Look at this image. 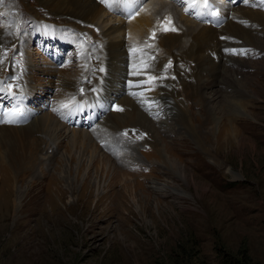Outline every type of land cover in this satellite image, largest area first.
I'll use <instances>...</instances> for the list:
<instances>
[{
  "label": "rangeland",
  "instance_id": "1",
  "mask_svg": "<svg viewBox=\"0 0 264 264\" xmlns=\"http://www.w3.org/2000/svg\"><path fill=\"white\" fill-rule=\"evenodd\" d=\"M209 1L240 4L238 19L217 32L212 29L215 33L208 37L190 39L189 57L164 44L171 37L163 31L151 43L145 38L143 43L151 47L142 52L143 67L132 64L130 58L136 56L125 50L124 61L119 58L120 83H115L107 55L97 60L82 49H88L92 38L104 41L97 20L82 23L52 13L41 0H0V126L26 125L45 113L72 128L56 130L54 137L42 130L15 140L12 149L24 146L19 157L0 138V264H225L222 250L239 257L240 249L254 264H264V3ZM150 3L142 0L137 13ZM178 3V9L185 6ZM188 10V17L203 23ZM117 14L108 15L121 22L123 16ZM244 14H249L247 21ZM163 16L170 21L167 27H175L168 32H176L178 17L155 16L160 25ZM215 16L221 21L222 11ZM240 25L252 29L253 43ZM192 26H186L189 33ZM219 32L248 47H238L235 59L219 65L217 81L212 46L223 39ZM62 36L71 42L63 43ZM208 38L212 45L206 44ZM216 47L225 53L224 46ZM104 49L110 51L106 43ZM196 51L199 61L190 56ZM63 78L75 80L72 92ZM106 79L120 94L105 89ZM212 81L213 95L202 88ZM29 85L35 92L25 102L30 109L26 115L21 104ZM158 91L168 101L161 110ZM128 95L151 118L150 128L122 126L132 113ZM207 96L219 99L221 112L207 109L202 101ZM167 106L176 121L155 122L166 115ZM12 109L20 111L16 118L5 114ZM127 112L119 126L110 119ZM72 132H77L76 144ZM56 138L59 144L52 142ZM158 145L167 146L182 164L188 183L164 165ZM92 150L98 153L89 161Z\"/></svg>",
  "mask_w": 264,
  "mask_h": 264
},
{
  "label": "bare ground",
  "instance_id": "2",
  "mask_svg": "<svg viewBox=\"0 0 264 264\" xmlns=\"http://www.w3.org/2000/svg\"><path fill=\"white\" fill-rule=\"evenodd\" d=\"M172 1H170V0H151V3L148 6L144 7L141 12H138L131 21L129 20L130 22H125L126 20L124 18H122L121 19V22H120V20L114 19L113 16L110 17L109 16L110 14H115V12H116L115 8L113 7L114 8V11H112L111 9L102 6V4L98 0H41V4L43 6H45V7H47V9L49 11H51L52 13L65 14V15L69 16L72 20H76V21H79V22H82V23L83 22L96 23L98 21V24L100 25V27L102 29V36L104 38V41H105L106 45L108 46V49L110 50L109 52H106L107 50L105 51V56L107 55L106 56V59H107L106 60V65L110 68L109 77H110L111 80H114L115 83L116 82L117 83H120V77H121V74H122V63L121 64H119V63L124 61V56L126 55L125 50L126 51L129 50L128 52H130V54H135V56H136L135 57V60L133 58H130L131 61H132V64L136 65L137 67H139V66L143 67V64H144L143 59L144 58H143L142 52L144 50H146V47H151L146 42H144L145 43L144 44L143 41L149 35L150 30L156 24H158L159 21H160V19L157 20L155 18V16H158V15H161L162 16L163 13H171L173 15V17H178V18H181L182 19L183 24L181 23V20H179L178 18H174V21H175L174 23L178 24V25H176V32H168V31L165 32V31H163L164 33H167V35L165 37H169V38L171 37L169 39L171 41L167 40V38L164 39L163 41H164V44L165 43L170 44V46H169L170 48H173V46L176 47L177 48L176 49L177 50L176 51L177 54H179V52H180L185 57H189V55L186 54V51H187L186 48L188 47V43H189L190 39H193V38L196 39V38H199V37H203V38L204 37H208V33H210V32L212 34L215 33V32L214 33L212 32V29L214 31H216L222 25H224L225 23H226L225 24V27L227 28L228 25L235 20V18L238 19L237 17H238V15H240V12H238V11H239V9H241V7H239L240 4H234L233 5L230 1L228 3L221 1V3L218 2L216 5L211 3V5L213 6V8L212 9L211 8L205 9V8H203V7L200 6L201 3H202V0H195V2H196V6L195 7H189V4L193 3L194 0H176V2H181L182 1V3L185 4V6H183V7L181 6L178 9L176 7L177 6V3L175 2L174 3L175 5H174ZM121 2H124V3H122V7H121L122 10H130L131 7L134 4L132 0H130V1L121 0ZM151 5H156V6L155 7H152ZM186 8L187 9L188 8L189 9H192V11L195 12V15H194L195 19H201L203 21V23H196L195 20L191 19V16L188 17V15H186V11H185ZM177 10L179 11V14H176L175 13V11H177ZM220 10L222 11V16H219ZM249 11L250 10H248V13L251 14V12H249ZM251 11H252V9H251ZM212 12L218 13V15H217V16H219L218 18L220 19V17H221L222 20L220 21V20H218L216 18V16L211 15ZM249 14H247V15L244 14V17L242 19L249 18ZM260 14L261 13L259 11V15ZM163 17L166 18L165 16H163ZM227 17H229V19H227ZM167 18H168V16H167ZM171 20H172V18H171ZM178 21H180V23ZM245 21H247V20L245 19ZM123 22H125V23H123ZM191 24H193V26L191 27V32L189 33L187 31V29H186V26L187 25H191ZM171 25H172V23H171ZM75 26H78V25H75ZM166 26H168V24ZM198 26H201L200 29H198ZM231 26H234V25H231ZM240 26L242 27L243 25H240ZM178 27L181 29L180 31H178ZM235 27H236V24H235ZM247 27H248L247 25H245V27H242L244 30L241 29V28H239V27L238 28L242 31V33L247 34L248 35L247 37H250L248 39V41L251 42V43H253L254 42V39L251 36L254 34V32L252 31V29H249ZM42 28H43V30H45V32H43V33L48 32L47 29H46V26H42ZM226 28H225V30H226ZM174 29H175V27H174ZM220 30H221V28H220ZM231 31H233V30H231ZM127 32H128V34H127ZM177 33H179V35H177ZM219 33H221V34L224 35L223 36V39L221 41H219L217 38H215V40L217 39V41L216 42L213 41L215 43L212 46L213 49H214L213 52L217 53V55H216L217 56V60L214 61L215 62L214 63V67L211 66L213 68V70L216 72V74H214L215 75V78H216L215 80H217V75H218L217 70H218L219 65L224 64V63H227V62L232 61L233 59H235V57L234 56L232 57V55H234L236 53V50H237L238 47L241 48V47L247 46V43H238V44L236 43V44H234L233 42L235 40H233V42L230 40V38H231L232 35L229 37V34H227L226 32L225 33L219 32ZM58 34H61L60 31H59ZM126 35H127V37L125 38ZM234 35H236V34H234ZM99 37L101 38V36H99ZM49 38L51 39L52 36H49ZM61 38L63 39L62 40L63 43H68L69 36H66V37L62 36ZM210 38H212V37H210ZM101 40H102V38H101ZM205 40H206V38H205ZM208 40L209 41H207V42L205 41L206 44L207 45H212V44H209L212 41L210 42V39L209 38H208ZM255 40H256V38H255ZM163 41H162V43H163ZM142 44L145 46V48H142V49L137 50L136 47L138 48ZM218 45L224 46V52H225L224 54L223 53L221 54V52H219V49H217L219 47H216ZM225 46H227L228 48L225 47ZM221 51H222V49H221ZM198 52L199 51H196L193 55H190V56H192V59H194L195 61H199L200 60L199 59V56H198ZM151 53H153V52H151ZM201 53L203 54V52H200V54ZM207 53H205V54H207ZM119 58H123L122 59L123 61H119ZM206 58L209 59V57H206ZM208 62H210V61H208ZM96 63H98V62H96ZM129 66H130V64H129ZM199 67H200V64H199ZM202 68H204V67H202ZM126 70H128V68ZM101 71H103V70H101ZM105 83H106V87H105L106 90H110L111 91L113 89L115 91H118V93L120 94L119 87H116L115 86L114 88H111L112 85H109L110 83H109V81L107 79H106V82ZM208 83L205 84V85H202V88L204 87L206 90H208V91L210 90L208 93L213 95V92H211V89H214V87H215V81L210 82V84H208ZM133 84H134V82H133ZM139 84H141V83H139ZM198 84H197V86H198V88H200ZM74 85H75V80L70 79V78H63V86L65 88H67V90H71ZM125 85H124V87H125ZM217 87H219V86L217 85ZM138 88H141V87H138ZM20 89H22V88H20ZM72 90H71V92H72ZM222 90H223V88H222ZM34 92H35L34 88L30 86V89L28 90V92L26 94L27 96H25V98L22 100V104H21V101H20V104L25 107L26 100L29 99V98H31L33 96ZM68 92H70V91H68ZM127 93H128V91H127ZM136 94H138V93H135V95ZM202 94H203V92H202ZM72 95H74V94H72ZM20 97H22L21 94H20ZM155 97L158 99V102H159L158 103V109H160V108L168 105V101H167V99L165 97V94L163 92L158 91V93L155 95ZM106 99H107V96H104V100H106ZM126 100L128 101L127 103L130 105L131 110H132L131 115L128 116V120L123 121L125 119L124 117L127 114H129L128 112L127 113H122V114L117 113L118 115H115V116H113L111 118L110 115H112L113 114L112 113V114L109 115L110 119H113V122L116 123V125H118L119 123H121V120H122L123 121L122 126H128L129 124L131 126L132 124H134V125L146 126V128L147 127L150 128L152 126V122L149 121V120H151V118H148L147 116H145L144 114H146V113L143 114L139 110V109H141L140 107L137 108L136 103H134V99L132 100V98L129 97V95L126 98ZM202 101H203V103L205 104V106L207 107L208 110H211L212 112L213 111L221 112L220 111V107H221L220 101H219V99L217 97H215V96L203 97L202 98ZM137 103H138V101H137ZM146 103L148 104V102H146ZM96 104H97V102H96ZM90 106H91V104H90ZM76 107H78V105ZM79 107L81 109H83L82 106H79ZM235 107L233 105L231 106L232 111H233L234 114H238L239 113V109H237ZM213 108H214V110H213ZM169 109L170 108H168V106H167V109L165 110V114L166 115L165 116H162L163 114L160 115V116H162V117H160L161 119L160 120H157L155 122H157V123H159L161 125H166V123L168 121H174L175 122L176 121V119L174 117L175 116L174 115L175 113L172 114L173 111L171 112V110H169ZM25 110H26L25 114L26 115H29L30 114V109L27 108V107H25ZM76 112L78 113V111H76ZM157 114H160V113H157ZM23 116H25V115H23ZM14 117L16 118V116H14ZM75 118H77V117H75ZM86 119H89V118H86ZM66 123H68V122H66ZM87 123H88V121H87ZM11 124H12V122H11ZM21 124H22V122H21ZM176 127L177 128H182V126L180 124H176ZM60 129L64 131L62 133H66L67 132V129H72V128H69V126H66L62 122H61V124H58L57 122L54 123L50 115L43 113V114H41L39 116L38 115L37 116H34L31 119V121H29L26 125H23L22 124V126H14V125H10V124H5L3 126H0V138H2L5 141V143L12 149V147L14 148V146H13L14 144H12V143L15 140H20V141L23 140L24 141V139H28L30 135L32 136V134H38L39 132H42V130H44L47 133H49L50 137H54L56 130H57V133H58ZM73 130H76V129H73ZM76 131H79V130H76ZM220 131H219V133H221ZM81 132H86V131H81ZM76 133L72 132L70 134V138H71V141H72L73 144H76L75 143L76 142V139H77ZM86 135H87V133H86ZM58 139L59 138H56L52 142L53 143H56V141ZM57 143H58V141H57ZM11 144H12V146H11ZM23 147L24 146L22 144L21 146H19L17 148L15 147V149H12L11 152L15 155V157H19V154H22V152H23ZM165 147L167 148V146H164V149H163V145H162V146H159L158 148H156L158 154L161 156L162 162L165 163L164 164L165 166L167 165V167L171 168L173 170V172L176 173V175L178 176V178H180L181 181H183L185 183H188V178H187V175L185 174L184 167L182 166V164L179 161H177L176 159L172 158L171 154L168 153V150ZM92 151H94V150H92ZM95 153H96V151H94L93 154H91L89 156V159H90L89 161H92L94 159ZM27 159H29V155H28V158ZM165 185L166 184L164 183L161 186L162 187H165ZM157 189H160V188L157 187Z\"/></svg>",
  "mask_w": 264,
  "mask_h": 264
},
{
  "label": "snow or ice",
  "instance_id": "3",
  "mask_svg": "<svg viewBox=\"0 0 264 264\" xmlns=\"http://www.w3.org/2000/svg\"><path fill=\"white\" fill-rule=\"evenodd\" d=\"M101 3H105L106 5L108 4V0H100ZM245 3H248V0H244ZM262 3H264V0H262ZM196 6V2L194 0L193 3L189 4V7H195ZM201 7L207 9V8H211L212 5L210 4L209 0H202V3L200 5ZM185 11L187 12L188 9L186 8ZM211 15H218V13L216 12H212ZM170 21L168 20V18H165V21L161 23V30L162 31H175L174 28H169L167 27L166 25L169 24ZM155 36V32L153 31L152 34H151V37L150 38H154ZM66 106V105H65ZM117 110H120V109H117ZM6 115L12 117V116H18L20 113L17 109H12L10 113H5ZM8 122H11V120H9Z\"/></svg>",
  "mask_w": 264,
  "mask_h": 264
},
{
  "label": "trees",
  "instance_id": "4",
  "mask_svg": "<svg viewBox=\"0 0 264 264\" xmlns=\"http://www.w3.org/2000/svg\"><path fill=\"white\" fill-rule=\"evenodd\" d=\"M239 257L232 256L229 252L222 250V260L225 264H254L253 260L249 257L244 249H240Z\"/></svg>",
  "mask_w": 264,
  "mask_h": 264
}]
</instances>
